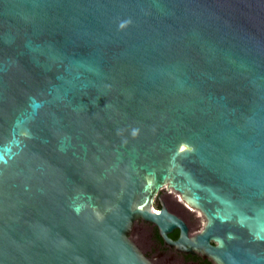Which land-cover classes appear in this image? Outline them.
Masks as SVG:
<instances>
[{"label": "water", "instance_id": "obj_1", "mask_svg": "<svg viewBox=\"0 0 264 264\" xmlns=\"http://www.w3.org/2000/svg\"><path fill=\"white\" fill-rule=\"evenodd\" d=\"M139 217L264 264V0H0V264H145Z\"/></svg>", "mask_w": 264, "mask_h": 264}, {"label": "flooded vegetation", "instance_id": "obj_2", "mask_svg": "<svg viewBox=\"0 0 264 264\" xmlns=\"http://www.w3.org/2000/svg\"><path fill=\"white\" fill-rule=\"evenodd\" d=\"M151 206L160 211L163 207L187 229L189 238L200 233L205 224V218L198 209L186 204L180 196L166 186L158 189L152 197ZM181 235V228L174 227L167 236L177 240ZM127 237L131 241L130 249L135 258L145 264H219L217 253L210 257L207 253L185 246L178 248L174 244L165 242L159 228L152 222L139 217L136 218L129 230ZM212 247H217V242L210 240Z\"/></svg>", "mask_w": 264, "mask_h": 264}, {"label": "bare ground", "instance_id": "obj_3", "mask_svg": "<svg viewBox=\"0 0 264 264\" xmlns=\"http://www.w3.org/2000/svg\"><path fill=\"white\" fill-rule=\"evenodd\" d=\"M163 186H166V187H168L167 186V183H164L160 188H162ZM159 188V189H160ZM169 189H172L173 191H175L172 187H168ZM179 196H180V194L177 192V191H175ZM180 198L182 199V197L180 196ZM183 200V199H182ZM186 203V202H185ZM187 204V203H186ZM189 205V204H188ZM156 212H159V211H156ZM142 218V217H141Z\"/></svg>", "mask_w": 264, "mask_h": 264}]
</instances>
